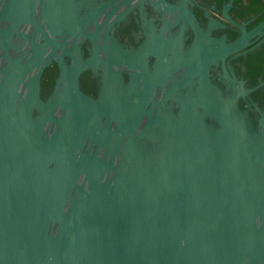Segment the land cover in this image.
I'll list each match as a JSON object with an SVG mask.
<instances>
[{
	"label": "water",
	"instance_id": "water-1",
	"mask_svg": "<svg viewBox=\"0 0 264 264\" xmlns=\"http://www.w3.org/2000/svg\"><path fill=\"white\" fill-rule=\"evenodd\" d=\"M135 1L0 0V264H264V115L254 128L239 106L255 89L208 78L264 21L232 42L203 37L178 88L198 85L167 109L169 92L150 100L121 74L141 66L110 32ZM85 70L103 73L97 98Z\"/></svg>",
	"mask_w": 264,
	"mask_h": 264
},
{
	"label": "flooded vegetation",
	"instance_id": "flooded-vegetation-1",
	"mask_svg": "<svg viewBox=\"0 0 264 264\" xmlns=\"http://www.w3.org/2000/svg\"><path fill=\"white\" fill-rule=\"evenodd\" d=\"M138 2V0L134 2V8L114 26L110 35L124 49L131 52L132 60L141 66L133 67L129 72H122L124 83H129L130 73L133 74L136 90L146 88L145 84L148 83L146 96L150 100H159L164 91L169 92L164 101L167 109H178L181 98L197 87L198 76L191 81L185 80L181 88H178V85L184 77L182 64L192 63L194 55L202 48V44L198 47V43L203 41V37L206 36L207 40L226 37L228 42H232L239 38L241 28L250 31L264 21H260L255 26L252 25L263 14L264 7L258 14L250 16L248 12L251 8L250 0H165L166 3L189 10L195 16L196 24L189 23L185 18L177 21L179 18L176 12L166 11L152 4H159L160 0H146L142 5ZM224 12L231 20L225 17ZM262 45H264V29L261 36L250 40V45L240 54L229 56L223 62H214L208 70L209 80L220 87L226 88L230 78L236 77L237 81L243 82L244 88L255 89L247 100L239 101L240 108L248 112L254 128H257L261 114L264 115V94L262 93L264 69L255 75L249 73L246 63L249 55L258 51ZM79 49L82 59H87L92 51V43L85 41L80 44ZM153 51L156 54H153ZM158 51L164 53V56L161 57ZM102 52V58L105 59L106 53ZM66 60L70 63L72 59L67 57ZM55 67L57 70L56 64L48 68L54 70ZM167 72L169 75L163 78L162 76ZM57 74L53 79L50 92L44 96L41 93L43 99L51 93ZM102 77V71H99L97 76L92 70H85L80 75V89L87 95L97 98L103 88ZM200 83H202L201 77ZM261 83H263L262 86H260ZM172 92L173 95H171ZM254 95L256 97H253Z\"/></svg>",
	"mask_w": 264,
	"mask_h": 264
},
{
	"label": "trees",
	"instance_id": "trees-1",
	"mask_svg": "<svg viewBox=\"0 0 264 264\" xmlns=\"http://www.w3.org/2000/svg\"><path fill=\"white\" fill-rule=\"evenodd\" d=\"M251 1V8L248 9V12L250 13V16H254L260 12V9L264 7L263 0H250ZM264 20V12L262 15L258 17V19L252 24L255 26L260 21ZM247 68L249 73L255 74L260 73L262 69H264V45L259 48L258 51H256L254 54L249 55L247 59ZM54 68V67H53ZM57 70L56 67L54 70L51 68L46 69L45 73L43 74L41 78V93L42 95H46L50 92V89L52 87L53 79L56 77ZM256 75V74H255ZM264 94V91L262 92ZM253 97H256L255 95Z\"/></svg>",
	"mask_w": 264,
	"mask_h": 264
}]
</instances>
